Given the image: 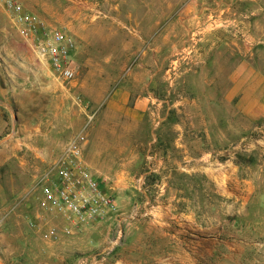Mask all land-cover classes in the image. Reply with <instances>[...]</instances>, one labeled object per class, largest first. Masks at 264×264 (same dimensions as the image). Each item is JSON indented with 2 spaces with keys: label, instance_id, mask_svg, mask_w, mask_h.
Masks as SVG:
<instances>
[{
  "label": "rangeland",
  "instance_id": "374dc122",
  "mask_svg": "<svg viewBox=\"0 0 264 264\" xmlns=\"http://www.w3.org/2000/svg\"><path fill=\"white\" fill-rule=\"evenodd\" d=\"M19 1L42 17L32 7L69 0ZM169 1L189 2L161 0L163 10ZM56 18L46 22L77 42V76L66 84L0 4V264H264V120L217 106L216 84L229 80L232 39L243 25L231 18L211 30L228 37L224 56L209 38L189 41L183 27L175 40L163 37L159 52L114 53L90 35L104 24L83 25L80 39L71 18ZM259 44L255 59L264 68ZM189 113L214 116V125L220 114L224 137H204L201 120L190 129ZM79 136L85 160L95 154L105 162L92 168L118 205L111 218L80 231L48 211L42 196ZM119 228L123 237L108 251Z\"/></svg>",
  "mask_w": 264,
  "mask_h": 264
},
{
  "label": "crops",
  "instance_id": "0c3cea01",
  "mask_svg": "<svg viewBox=\"0 0 264 264\" xmlns=\"http://www.w3.org/2000/svg\"><path fill=\"white\" fill-rule=\"evenodd\" d=\"M69 1L59 7L47 5L32 8L40 9L38 13L47 22L56 20V17L71 18L77 29L80 26V34L76 32L80 39H86V35L81 32L83 25L89 24L102 28L104 24L105 31L90 29V35H95L97 39L106 41V43L109 42L106 49L114 53L118 50L121 52L130 49L145 50L146 48L159 52L161 50L159 42L163 40V37L169 41L175 40L172 36L183 27L182 30L185 28L188 30L189 41L195 40L198 36L204 40L209 38L208 41H212V44L224 56L225 50L223 49L228 37L223 30L212 33L211 30L231 23L230 19L233 18L234 23H241L245 28L243 30L246 32L240 34L244 37L245 43L242 46L240 35L232 39L236 46L233 49V65L229 71L227 84H216L217 88L221 89L217 97V106L224 105L226 102L233 107L237 115L243 116L251 123L264 120V68L258 65L255 59L259 43L264 44V32L259 29L260 25L264 24V20L260 18L264 14V0H189L180 6L169 1L164 10L161 0ZM155 1L158 2L157 5ZM59 9H63V13L58 16L56 12ZM211 25L214 26L210 28ZM206 85L210 89L216 88L213 82L206 83ZM197 120L202 121L204 137L210 138L214 134L218 138L224 137L225 120L220 114L217 115L218 124L214 125V116L206 121L204 115L200 118L194 113H189L190 129L194 127ZM220 122L222 125H219ZM122 133L124 135L127 132L124 130ZM189 136L193 135L189 132ZM219 143L223 144L224 140L221 139ZM95 145L97 141L93 140L92 148ZM95 159V154L89 156L88 161L86 160L89 167L92 170L93 168H104L106 164L103 159L99 155L97 162Z\"/></svg>",
  "mask_w": 264,
  "mask_h": 264
},
{
  "label": "built area",
  "instance_id": "2783aa9c",
  "mask_svg": "<svg viewBox=\"0 0 264 264\" xmlns=\"http://www.w3.org/2000/svg\"><path fill=\"white\" fill-rule=\"evenodd\" d=\"M0 4L20 36L47 65L49 74L62 84L74 81L77 76L75 39L27 10L19 0H0ZM84 140V136H79L67 148L55 180L42 186L44 207L78 231L87 225L108 220L118 209L117 201L107 192L103 181L83 156L81 143ZM122 237L123 232L119 228L107 250L111 251L118 245ZM101 255H105V250L96 254L97 262H102Z\"/></svg>",
  "mask_w": 264,
  "mask_h": 264
},
{
  "label": "water",
  "instance_id": "95a60500",
  "mask_svg": "<svg viewBox=\"0 0 264 264\" xmlns=\"http://www.w3.org/2000/svg\"><path fill=\"white\" fill-rule=\"evenodd\" d=\"M13 128H14V124H13ZM6 139L2 140L1 142L5 141Z\"/></svg>",
  "mask_w": 264,
  "mask_h": 264
}]
</instances>
